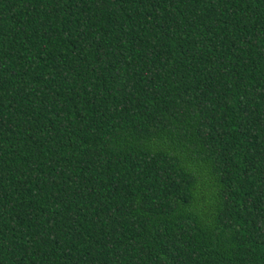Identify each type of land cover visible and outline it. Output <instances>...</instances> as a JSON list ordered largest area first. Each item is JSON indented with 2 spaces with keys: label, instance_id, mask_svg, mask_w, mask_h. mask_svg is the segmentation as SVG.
Returning a JSON list of instances; mask_svg holds the SVG:
<instances>
[{
  "label": "trees",
  "instance_id": "1",
  "mask_svg": "<svg viewBox=\"0 0 264 264\" xmlns=\"http://www.w3.org/2000/svg\"><path fill=\"white\" fill-rule=\"evenodd\" d=\"M0 264H264V0H0Z\"/></svg>",
  "mask_w": 264,
  "mask_h": 264
}]
</instances>
